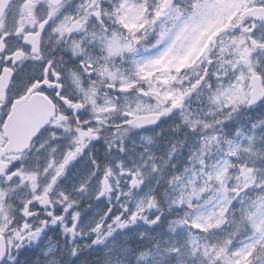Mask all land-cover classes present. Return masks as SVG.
<instances>
[{
    "label": "snow or ice",
    "instance_id": "1",
    "mask_svg": "<svg viewBox=\"0 0 264 264\" xmlns=\"http://www.w3.org/2000/svg\"><path fill=\"white\" fill-rule=\"evenodd\" d=\"M0 264H264V0H0Z\"/></svg>",
    "mask_w": 264,
    "mask_h": 264
}]
</instances>
